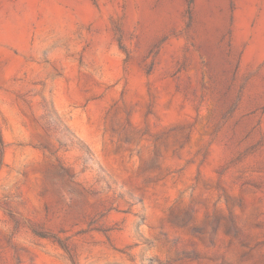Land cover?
I'll use <instances>...</instances> for the list:
<instances>
[{
    "label": "rangeland",
    "instance_id": "obj_1",
    "mask_svg": "<svg viewBox=\"0 0 264 264\" xmlns=\"http://www.w3.org/2000/svg\"><path fill=\"white\" fill-rule=\"evenodd\" d=\"M0 264H264V0H0Z\"/></svg>",
    "mask_w": 264,
    "mask_h": 264
},
{
    "label": "bare ground",
    "instance_id": "obj_2",
    "mask_svg": "<svg viewBox=\"0 0 264 264\" xmlns=\"http://www.w3.org/2000/svg\"><path fill=\"white\" fill-rule=\"evenodd\" d=\"M37 3H38V0H31V5H32V6L36 5ZM54 11H55L59 16L62 15L61 12H60L59 10L56 11V10L54 9ZM14 28L22 29L23 27H22L21 24H18V23H16V26H15V27H13V25H10V26H9V29H14Z\"/></svg>",
    "mask_w": 264,
    "mask_h": 264
}]
</instances>
